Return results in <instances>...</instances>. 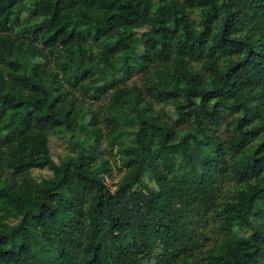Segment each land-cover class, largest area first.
I'll return each instance as SVG.
<instances>
[{"label":"trees","instance_id":"16d2710c","mask_svg":"<svg viewBox=\"0 0 264 264\" xmlns=\"http://www.w3.org/2000/svg\"><path fill=\"white\" fill-rule=\"evenodd\" d=\"M0 264H264V0H0Z\"/></svg>","mask_w":264,"mask_h":264},{"label":"rangeland","instance_id":"374dc122","mask_svg":"<svg viewBox=\"0 0 264 264\" xmlns=\"http://www.w3.org/2000/svg\"><path fill=\"white\" fill-rule=\"evenodd\" d=\"M47 144H48V149L50 152L51 157L56 160L57 156L60 155L62 152L66 151L65 148V134L62 133H53L51 135L48 136L47 139ZM111 161V160H110ZM117 162V160H115V163ZM112 164L111 161V171H112V175H113V179H109V178H105V182L107 184H110L111 182L114 181V179H116L119 174L116 170V167ZM31 174L33 176H38V175H45L47 174V171L45 169H39V170H32ZM110 188H112V186H109Z\"/></svg>","mask_w":264,"mask_h":264}]
</instances>
